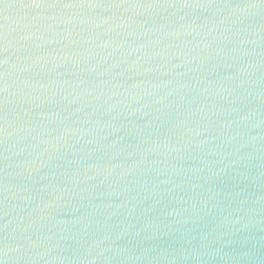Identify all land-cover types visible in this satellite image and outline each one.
I'll list each match as a JSON object with an SVG mask.
<instances>
[{"label":"water","instance_id":"95a60500","mask_svg":"<svg viewBox=\"0 0 264 264\" xmlns=\"http://www.w3.org/2000/svg\"><path fill=\"white\" fill-rule=\"evenodd\" d=\"M264 200V0H0V264H134Z\"/></svg>","mask_w":264,"mask_h":264}]
</instances>
